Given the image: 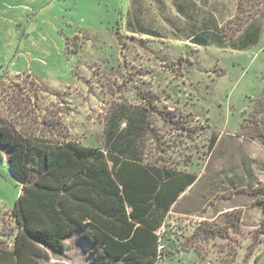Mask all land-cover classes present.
<instances>
[{"label":"rangeland","instance_id":"obj_1","mask_svg":"<svg viewBox=\"0 0 264 264\" xmlns=\"http://www.w3.org/2000/svg\"><path fill=\"white\" fill-rule=\"evenodd\" d=\"M263 96L264 0H0L1 121L99 148L122 106L147 109L146 161L200 176L157 232V264H264L262 208L247 192L264 184V146L239 136ZM8 154L0 148L5 241L21 191ZM204 223L224 235L205 240ZM65 245L42 264H124L97 260L77 233Z\"/></svg>","mask_w":264,"mask_h":264},{"label":"trees","instance_id":"obj_2","mask_svg":"<svg viewBox=\"0 0 264 264\" xmlns=\"http://www.w3.org/2000/svg\"><path fill=\"white\" fill-rule=\"evenodd\" d=\"M192 40L208 45L203 34ZM125 108L107 122L99 148L35 137L0 120V148L9 151V169L21 182L11 212L17 232L11 249L0 239V264H42L48 251L64 254L65 240L75 233L103 252L97 260L157 264L162 252L157 232L181 195L197 182L198 173L147 162L143 153V139L151 131L147 109ZM120 116L127 120L124 128ZM239 136L264 146V96L244 119ZM216 141L213 136L211 146ZM247 192L261 205L264 232V184L258 181ZM232 216L229 221L236 226L240 216ZM196 230L205 240L224 235V230L206 223Z\"/></svg>","mask_w":264,"mask_h":264},{"label":"crops","instance_id":"obj_3","mask_svg":"<svg viewBox=\"0 0 264 264\" xmlns=\"http://www.w3.org/2000/svg\"><path fill=\"white\" fill-rule=\"evenodd\" d=\"M191 171V170H190ZM199 178H200V176L198 175V180H197V182L192 186V187H190L185 193H183L182 195H181V197L183 196V195H185V197L184 198H187L188 196V194L191 192V190L196 186V184L199 182ZM180 197V198H181ZM179 198V199H180ZM182 200V199H181ZM178 202V201H177ZM174 206H176V204L174 205ZM174 206L172 207V210H173V208H174ZM171 214H172V211H171ZM193 217V216H192ZM15 237V236H14ZM14 237H12L11 239H9V241H7L8 242V247H9V249H11L12 248V246H13V241H14ZM0 239L1 240H4L5 241V237H4V235L2 234V227L0 226Z\"/></svg>","mask_w":264,"mask_h":264}]
</instances>
